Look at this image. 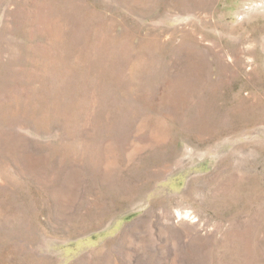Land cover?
<instances>
[{"label": "rangeland", "instance_id": "obj_1", "mask_svg": "<svg viewBox=\"0 0 264 264\" xmlns=\"http://www.w3.org/2000/svg\"><path fill=\"white\" fill-rule=\"evenodd\" d=\"M0 264H264V0H0Z\"/></svg>", "mask_w": 264, "mask_h": 264}]
</instances>
